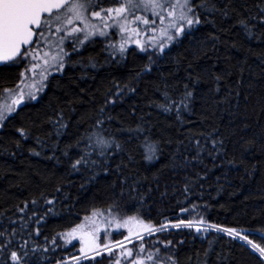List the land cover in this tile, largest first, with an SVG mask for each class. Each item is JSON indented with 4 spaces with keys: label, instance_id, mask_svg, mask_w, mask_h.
I'll return each instance as SVG.
<instances>
[{
    "label": "trees",
    "instance_id": "trees-1",
    "mask_svg": "<svg viewBox=\"0 0 264 264\" xmlns=\"http://www.w3.org/2000/svg\"><path fill=\"white\" fill-rule=\"evenodd\" d=\"M192 2L200 23L161 54L115 53L100 37L67 47L38 98L3 121L6 264L11 251L27 253L21 264H65L87 250L79 227L91 216L135 219L142 228L129 235H142L72 264H153L147 256L157 248L165 264H264L218 231L157 230L191 221L240 231L264 249V0ZM21 66L18 58L0 66V93L16 85ZM99 136L120 150L99 156ZM85 151L98 163L73 169ZM117 231L115 243L124 236Z\"/></svg>",
    "mask_w": 264,
    "mask_h": 264
},
{
    "label": "rangeland",
    "instance_id": "rangeland-1",
    "mask_svg": "<svg viewBox=\"0 0 264 264\" xmlns=\"http://www.w3.org/2000/svg\"><path fill=\"white\" fill-rule=\"evenodd\" d=\"M172 2L175 3V0H172ZM121 4L126 5V10L117 14L115 9L119 8ZM101 8L105 10L112 9L113 11L101 12L100 16L94 15ZM79 11V17L73 13L64 14L65 8L59 11L62 14L61 21L44 29V38L40 39L39 44L34 42L31 47L23 51V53L27 52V54H21L18 58V61L22 64L18 82L12 88L4 89L0 93V110L4 111L6 117L11 115L17 106L29 101H35L38 98L44 90L46 79L50 75L61 71L62 68L57 70L59 62L62 57L64 65L67 55L65 56L63 53H68V48L74 49L75 47V49H80L88 40L100 37L107 41L109 47L115 53H121L119 51L121 47L124 50L134 47L142 53L161 54L170 43L179 39L191 27L186 21L179 19L181 12L179 7L175 9L174 15H169V12L173 11L169 7H165L163 10L152 5L129 8L126 0H93L91 7ZM154 13H159L160 16H163V20ZM137 17L140 19H137ZM144 20H148L150 23L145 24ZM153 20H155V23H151ZM56 28H60L61 31L56 32ZM180 28H183V31H178ZM73 29H79L80 31L73 32ZM101 32L104 35H100ZM86 34H90L87 41L83 44H74L75 37L79 36L83 39ZM61 36L65 37L63 42L60 41ZM37 39L39 38L36 37ZM61 48L63 52H61ZM53 57L56 59L54 60ZM3 121L0 122V127ZM187 224L188 222H174L166 223L162 226H165L164 229H172L188 227ZM191 227L199 228L200 230L206 229V231H218L237 238L246 243L264 262V257L258 251L261 248L244 238L240 231L231 232L228 231L230 229L218 228L207 224H192ZM141 228L142 226L135 219L125 218L111 223L104 221L100 216L88 217L79 227V235L83 234V237L87 236L91 239L87 245V250H80V254L78 253L65 260L64 263L72 264L86 257H95L108 252L118 244L140 237L142 234L135 236H130L129 234ZM117 230L124 235L123 240L119 243L111 241L110 236L112 231L118 232ZM84 252L87 253L84 254Z\"/></svg>",
    "mask_w": 264,
    "mask_h": 264
},
{
    "label": "snow or ice",
    "instance_id": "snow-or-ice-1",
    "mask_svg": "<svg viewBox=\"0 0 264 264\" xmlns=\"http://www.w3.org/2000/svg\"><path fill=\"white\" fill-rule=\"evenodd\" d=\"M93 0H0V53H3V58L11 59L13 56L16 55H26L27 52L21 53V46L28 45L30 43H34L32 40L33 36L38 37L35 41L36 44H39L40 39L44 38V29L50 27V25L61 21L62 14L59 13L61 8H65V13H73L77 17L80 15L81 9H87L91 7ZM127 7L129 8H138L141 5L148 6L152 5L156 8H160L163 10L165 7L172 8L173 11L169 12V15H174V11L177 7L181 9L179 19L182 21H186L189 26H193L194 24L200 23L199 17L196 15L195 8L196 5L193 4L192 0H175V3L172 0H126ZM57 10L54 14L53 10ZM126 10V5L121 4V6L115 11L117 14H120ZM112 9H103L101 8L100 11L95 12L94 15L100 16L101 12H111ZM261 12L264 13V8L261 9ZM155 15L159 16L161 20H163V16H160L159 13H154ZM191 14V16H189ZM137 19H140L137 17ZM145 24L150 23L148 20L143 21ZM151 23H155V20L151 21ZM39 29L40 31L35 32L33 29ZM60 28H56V32H60ZM79 29H73V32H78ZM178 31H183V28H180ZM90 34H86L83 39L79 36L75 37L74 44H83L85 41L89 39ZM100 35H104V33H100ZM65 40L64 36L60 37V41L63 42ZM114 47V46H113ZM73 50H76L75 47ZM121 54L125 51L123 47L119 49ZM61 52L63 49L61 48ZM65 56L68 53H63ZM55 60L56 58L53 57ZM62 57L59 62V70L63 68ZM192 94L191 92L187 93V97H190ZM34 98V97H33ZM111 103V101H109ZM161 107H164L161 105ZM165 110H169L165 108ZM104 109L101 108V112ZM6 119V114L4 111L0 110V122ZM102 120H98L97 124H102ZM141 129H137L140 131ZM95 135V133H93ZM92 136L88 137V140L92 142ZM95 147L99 149L98 155L101 157L106 156L109 149L113 148L115 144L116 150H120L121 146L118 143H115L113 140L106 139L102 136H99L94 141ZM197 144V156L193 157V159L199 158V152L201 151L200 142L196 141ZM213 147L216 145V141H212ZM156 149L154 147H149V152L152 155L147 156L146 158L151 160L155 156ZM91 152L85 151L79 159H77L74 164L72 165L73 169H77L78 166L84 165L87 166L89 164L95 165L98 163L97 160L90 159ZM48 203H52V201H48ZM23 211V209H21ZM183 223V221L181 222ZM188 227L192 226V222L189 221L187 224ZM165 226H161L158 231H163ZM215 227V226H214ZM206 230V229H205ZM75 232V229L72 230ZM199 232L200 229L197 228ZM234 232L235 230H228ZM4 235L3 232H0V237ZM10 243V242H9ZM55 243V239L53 240ZM171 242L169 241L168 244L165 245L167 247ZM7 244L0 247V252L3 251V248H6ZM143 251V247L141 248ZM260 255L264 257V249H258ZM131 255V253H129ZM27 253H23L22 255L19 254L17 251H11L9 253V260L11 264H21V261H24ZM147 259L153 261V264H165V259L160 257V249L157 248L155 254L149 253ZM171 256L167 257V260H171ZM0 264H6V261L0 258ZM26 264V262H25ZM119 264V262H117ZM140 264H143L141 261Z\"/></svg>",
    "mask_w": 264,
    "mask_h": 264
},
{
    "label": "water",
    "instance_id": "water-1",
    "mask_svg": "<svg viewBox=\"0 0 264 264\" xmlns=\"http://www.w3.org/2000/svg\"><path fill=\"white\" fill-rule=\"evenodd\" d=\"M63 8H61L60 10H62ZM59 10V11H60ZM54 11V13H56V11L57 10H53ZM35 32H37L38 31V29H33ZM35 39H36V36H33L32 37V40H33V42H35ZM33 45V43H30V44H28V45H22L21 46V53H23V51L24 50H26V49H28L29 47H31ZM3 53H0V66L1 65H4V64H8V63H11L12 61H14V60H16L18 57H20L21 55H16V56H13L11 59H6V58H3Z\"/></svg>",
    "mask_w": 264,
    "mask_h": 264
},
{
    "label": "flooded vegetation",
    "instance_id": "flooded-vegetation-1",
    "mask_svg": "<svg viewBox=\"0 0 264 264\" xmlns=\"http://www.w3.org/2000/svg\"><path fill=\"white\" fill-rule=\"evenodd\" d=\"M61 11V10H60ZM39 30V29H38ZM38 32V31H37Z\"/></svg>",
    "mask_w": 264,
    "mask_h": 264
},
{
    "label": "bare ground",
    "instance_id": "bare-ground-1",
    "mask_svg": "<svg viewBox=\"0 0 264 264\" xmlns=\"http://www.w3.org/2000/svg\"><path fill=\"white\" fill-rule=\"evenodd\" d=\"M36 40V39H35Z\"/></svg>",
    "mask_w": 264,
    "mask_h": 264
}]
</instances>
